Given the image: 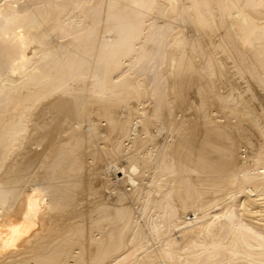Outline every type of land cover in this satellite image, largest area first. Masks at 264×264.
Returning <instances> with one entry per match:
<instances>
[{
    "label": "bare ground",
    "instance_id": "1",
    "mask_svg": "<svg viewBox=\"0 0 264 264\" xmlns=\"http://www.w3.org/2000/svg\"><path fill=\"white\" fill-rule=\"evenodd\" d=\"M0 264H264V0H0Z\"/></svg>",
    "mask_w": 264,
    "mask_h": 264
},
{
    "label": "rangeland",
    "instance_id": "2",
    "mask_svg": "<svg viewBox=\"0 0 264 264\" xmlns=\"http://www.w3.org/2000/svg\"><path fill=\"white\" fill-rule=\"evenodd\" d=\"M234 79H235V82H236L239 86H243V85H244L242 79H240V78H236V77H235ZM212 114H214V113L212 112ZM22 146L24 147V145H22ZM23 147H22V148H23ZM31 147H32V149H34L33 146H31ZM31 147H30V148H31ZM20 148H21V147H20ZM20 148H18V151L16 150V151L12 154L13 156H16V157H17V160L19 159L18 161H20V159H21L20 156H21L22 152H23L24 150H26L25 147H24L25 149H23V150L20 149ZM37 149H38V148H37ZM21 150H22V152H19V151H21ZM241 150H242V147L240 148V151H241ZM17 152H18V153H17ZM12 155H11V156H12ZM13 156H12V158L15 159V157H13ZM18 156H19L20 158H18ZM105 176H106V175H104V180H103L102 182H106V181H107V182L109 183V186H110L111 188H113V187H117V186L115 185V184L118 185V183H116V179H113V178H111V177H109V178H110V179H109L108 177H105ZM107 176H109V175H107ZM105 178H106V179H105ZM112 182H113V183H112ZM114 183H115V184H114ZM125 188L128 189V188H130V187H125ZM106 191H107V190H106ZM106 191H105V192H106ZM107 193H108V191H107Z\"/></svg>",
    "mask_w": 264,
    "mask_h": 264
}]
</instances>
